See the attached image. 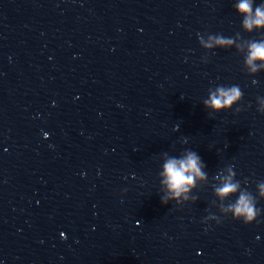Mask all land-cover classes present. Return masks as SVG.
<instances>
[{
    "label": "clouds",
    "instance_id": "9594fccd",
    "mask_svg": "<svg viewBox=\"0 0 264 264\" xmlns=\"http://www.w3.org/2000/svg\"><path fill=\"white\" fill-rule=\"evenodd\" d=\"M237 11L244 15L243 27L251 31L253 27H264V5L257 7L255 13L252 12V4L250 0H241L237 5ZM232 41L223 37L210 38V42L206 47H213V45L225 46L231 44ZM264 61V43H253L249 46V54L247 64L251 67L252 72L257 71L254 61ZM240 96V91L237 87L219 88L217 92L212 94L210 99L206 101V105L213 109L226 108L232 105ZM199 157L194 153H189L185 160L177 161L170 159L164 165V174L166 180L164 183L168 187L173 198L179 197L181 193L188 191V186L194 182V175L202 176L203 174L198 167ZM237 185L225 183L221 189H218L220 196H227L234 193ZM262 194H264V185L261 186ZM162 203H167L166 200ZM234 217H243V223L249 224L255 217L256 211L251 198L245 194H241L236 205L232 206Z\"/></svg>",
    "mask_w": 264,
    "mask_h": 264
}]
</instances>
